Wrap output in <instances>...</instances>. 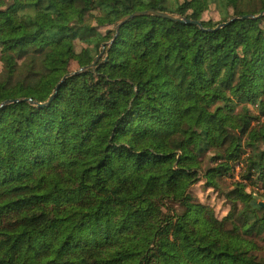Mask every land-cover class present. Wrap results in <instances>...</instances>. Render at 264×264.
I'll return each mask as SVG.
<instances>
[{
	"label": "trees",
	"instance_id": "1",
	"mask_svg": "<svg viewBox=\"0 0 264 264\" xmlns=\"http://www.w3.org/2000/svg\"><path fill=\"white\" fill-rule=\"evenodd\" d=\"M197 2L0 0V264H264V0Z\"/></svg>",
	"mask_w": 264,
	"mask_h": 264
},
{
	"label": "rangeland",
	"instance_id": "2",
	"mask_svg": "<svg viewBox=\"0 0 264 264\" xmlns=\"http://www.w3.org/2000/svg\"><path fill=\"white\" fill-rule=\"evenodd\" d=\"M198 7L200 10V13L202 14L203 18L208 20H212L214 22H218L221 20V16L219 13V8L216 7V3H210L206 7V0H198ZM3 34V31L0 29V36ZM77 69V63L76 60H72V62L67 65H61V69L59 70V75H63L65 72H72ZM259 114V112H257ZM256 113V115H257ZM258 120L253 119L252 125L257 124ZM247 142L252 141V136L249 135L245 139ZM247 151H250V148H247ZM240 170V165L236 166L235 169V176L238 174ZM248 183V182H247ZM247 190L249 191H254L257 194L258 199L263 200L264 204V186L260 184H248L246 187ZM193 194L199 199L201 203L209 204L213 207L216 215L218 217H223L227 214V211L229 210V205L225 203V200L223 197L218 195L216 192L213 190L206 189L204 187L203 181L197 183L196 185L193 186ZM186 255L189 258V260L193 264H204L206 263L205 259L203 256L199 253H195L190 249H186ZM219 264H231L230 260L227 258H221Z\"/></svg>",
	"mask_w": 264,
	"mask_h": 264
},
{
	"label": "water",
	"instance_id": "3",
	"mask_svg": "<svg viewBox=\"0 0 264 264\" xmlns=\"http://www.w3.org/2000/svg\"><path fill=\"white\" fill-rule=\"evenodd\" d=\"M138 15H157V16H162V17H166V18H170L172 20H176V21H181V22H184V23H196V24H200V21L198 20H195V19H190V18H187V17H183V16H180V15H176V14H173V13H169V12H164V11H158V10H155V9H144V10H136L130 14H127L125 15L124 17H122L120 19V21L118 22L116 28L117 30L119 29L120 25L125 23L126 21L130 20L131 18L135 17V16H138ZM264 15V11L259 13L258 15H245V16H241V17H234L232 19H230L229 21L227 22H224V23H220L217 25L216 28L214 29H217V28H220L226 24H228L229 22L237 19V18H244V17H250V18H257V17H261ZM213 29V30H214ZM104 46V44H103ZM100 55H98L94 61L92 63H90L89 65H86L84 67H81L80 69H77V70H74L72 72H68L66 73L61 79L60 81L58 82V84L56 85L53 93L50 95V97L47 99V101L43 102V103H38V105H44V104H48L52 101V99L55 97V95L57 94V91L59 89V87L61 86V84L69 77V76H72V75H76V74H79L81 73L82 71L94 66V64L97 62V60L99 59ZM19 99H8V100H5L3 101L1 104H0V108L1 107H4L6 106L7 104L11 103V102H14V101H18ZM263 204V203H262ZM264 205V204H263Z\"/></svg>",
	"mask_w": 264,
	"mask_h": 264
}]
</instances>
